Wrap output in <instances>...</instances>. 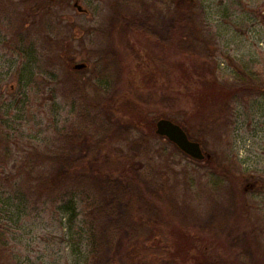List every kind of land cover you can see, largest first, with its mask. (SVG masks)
Listing matches in <instances>:
<instances>
[{"label":"rangeland","instance_id":"1","mask_svg":"<svg viewBox=\"0 0 264 264\" xmlns=\"http://www.w3.org/2000/svg\"><path fill=\"white\" fill-rule=\"evenodd\" d=\"M181 26L212 65L178 47ZM212 76L236 80L235 95L202 105V78ZM159 119L183 123L210 162L148 140L136 167L138 239L120 231L116 264L163 234L172 254L162 264H264V0H0V264H91L87 205L108 203L124 180L93 169L100 145L130 153ZM65 154L85 174L71 220L24 184L33 156L60 163Z\"/></svg>","mask_w":264,"mask_h":264},{"label":"trees","instance_id":"2","mask_svg":"<svg viewBox=\"0 0 264 264\" xmlns=\"http://www.w3.org/2000/svg\"><path fill=\"white\" fill-rule=\"evenodd\" d=\"M178 12V11H177ZM175 17L179 18V22L183 18L182 15L178 12L175 13ZM182 18V19H181ZM181 24V23H180ZM179 29L183 32V36L179 37L178 47L183 48H193V52H197L200 57H205V46L203 42L196 37L186 26H181ZM206 64L212 65V59L210 57ZM103 71V70H102ZM113 72V68H106L100 79L105 80L104 77H109V75ZM107 75V76H106ZM250 80L249 83H251ZM235 83H238L236 80L233 81V87H229L228 84L222 86L216 79V77L212 76L209 79L202 78V85L204 90L202 89L203 95L201 96V103L205 104H215L222 103L223 99L227 100L235 95ZM245 85V84H244ZM235 90V91H234ZM221 104V105H222ZM203 105V104H202ZM147 125L146 135H142L139 138H135V141L132 143V148L130 153L127 154H119L114 153L113 149H108L100 145L102 149H107L104 153V157L98 158L96 157L94 160V170H99L100 167H104L105 169H113L116 170L114 173L117 177H120L124 180L123 184H118L117 189L110 191V200L108 203H104L102 199L94 200L93 202L87 205L88 211L86 212V220L89 221L88 226L89 229V245H90V261L91 264H116V258L114 256V242L120 236V231H125L124 238L128 240V242L132 243L138 239V234L136 228L132 223V215L133 211L137 205L136 202L138 198L136 196V192L138 189V179L139 169H137V163L140 161L141 148L147 145L148 140L152 137H158L154 128H152L151 124ZM182 128H185V125L181 123ZM144 128V127H142ZM96 145L92 144L90 147L91 151L88 150L86 152L87 159L90 161L95 157V147ZM174 146V145H173ZM175 149H178L174 146ZM35 154V153H33ZM33 164L32 166H27L25 170V179L24 184H27V190L31 195L38 196H46L57 199L61 204V211L63 213L69 214L71 216L69 219L75 218V201H74V193L77 190L79 185L84 184V172L82 174H76L77 170H80V163L77 161L72 162L70 159V155L65 154V156H57L56 160L62 162L53 163L50 159H43L39 156H33ZM106 160V161H105ZM45 162L52 163L51 166H47ZM85 161H83L84 163ZM206 162H210L206 160ZM56 164H61L60 167H57ZM84 169V168H83ZM92 169V171H93ZM123 189H120V187ZM108 191V190H107ZM132 197V200L129 199ZM134 198V199H133ZM127 199V201L125 200ZM131 200V202L129 201ZM114 202H119L122 211L121 213L115 214L113 213ZM126 256L128 257V261L131 264H162V262L167 258L168 255L172 254L171 251V237L169 234H163L159 242L156 244L145 245V244H137L132 249L126 250ZM202 264V263H199ZM203 264H209L203 263Z\"/></svg>","mask_w":264,"mask_h":264},{"label":"water","instance_id":"3","mask_svg":"<svg viewBox=\"0 0 264 264\" xmlns=\"http://www.w3.org/2000/svg\"><path fill=\"white\" fill-rule=\"evenodd\" d=\"M73 8L79 13L87 12L77 1L73 3ZM84 68H86V65L83 63L74 65L75 70H82ZM155 134L167 139L174 144L178 150L193 160L203 161L210 159V155L203 152L201 145L198 142L190 140L185 131L178 124H175L168 119H159L156 122Z\"/></svg>","mask_w":264,"mask_h":264}]
</instances>
